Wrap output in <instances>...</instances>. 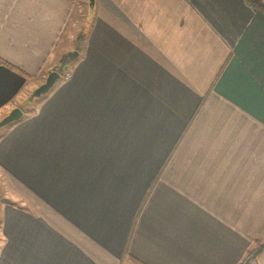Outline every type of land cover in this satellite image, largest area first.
Instances as JSON below:
<instances>
[{"label":"crops","instance_id":"1","mask_svg":"<svg viewBox=\"0 0 264 264\" xmlns=\"http://www.w3.org/2000/svg\"><path fill=\"white\" fill-rule=\"evenodd\" d=\"M15 107L0 264H239L264 239V14L246 0H0V119Z\"/></svg>","mask_w":264,"mask_h":264},{"label":"water","instance_id":"2","mask_svg":"<svg viewBox=\"0 0 264 264\" xmlns=\"http://www.w3.org/2000/svg\"><path fill=\"white\" fill-rule=\"evenodd\" d=\"M93 3V0H91ZM60 77V73L56 70L51 71L44 83H42L39 87L35 89V91L31 95V99L35 97H39L42 94L48 92L56 82V80ZM23 114V111L20 107L13 108L6 116H4L2 119H0V128L10 124L11 122L18 120L21 118Z\"/></svg>","mask_w":264,"mask_h":264},{"label":"trees","instance_id":"3","mask_svg":"<svg viewBox=\"0 0 264 264\" xmlns=\"http://www.w3.org/2000/svg\"><path fill=\"white\" fill-rule=\"evenodd\" d=\"M247 3L260 10L264 14V0H246ZM63 64V60L61 62ZM61 64V66H62ZM59 70H62V67L59 68ZM57 70V71H59ZM60 72V71H59ZM31 101V100H30ZM264 249V239H258L256 241L255 247L250 249L246 256L241 260L239 264H248L254 257H256L257 254H259Z\"/></svg>","mask_w":264,"mask_h":264},{"label":"rangeland","instance_id":"4","mask_svg":"<svg viewBox=\"0 0 264 264\" xmlns=\"http://www.w3.org/2000/svg\"><path fill=\"white\" fill-rule=\"evenodd\" d=\"M40 85H41V84H40ZM40 85H39V86H40ZM39 86H37V87H39ZM34 91H35V89L33 90V92H34ZM33 92H32V93H33ZM48 92H49V91H48ZM48 92L42 94V95L39 96V97L32 98L31 101H29V102H31V103H25V104L22 106V109H24V110H25L26 112H28L29 114H32L33 111H34V109H36V108L38 107L41 98H42L45 94H47ZM31 95H32V94H31ZM30 98H31V96H30ZM13 122H14V121H13ZM11 123H12V122H11ZM11 123H10V124H11ZM8 125H9V124H7V125H5V126H3V127L0 128V135H1L2 131H3V129L6 128V126H8ZM0 178H3L2 173H0Z\"/></svg>","mask_w":264,"mask_h":264},{"label":"built area","instance_id":"5","mask_svg":"<svg viewBox=\"0 0 264 264\" xmlns=\"http://www.w3.org/2000/svg\"><path fill=\"white\" fill-rule=\"evenodd\" d=\"M68 75V74H67Z\"/></svg>","mask_w":264,"mask_h":264}]
</instances>
